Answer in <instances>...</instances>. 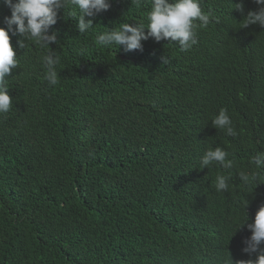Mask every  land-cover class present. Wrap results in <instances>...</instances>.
Returning <instances> with one entry per match:
<instances>
[{
  "label": "trees",
  "instance_id": "obj_1",
  "mask_svg": "<svg viewBox=\"0 0 264 264\" xmlns=\"http://www.w3.org/2000/svg\"><path fill=\"white\" fill-rule=\"evenodd\" d=\"M240 2L243 13L233 8ZM109 3L85 17L93 29L83 34L69 9L59 10L49 30L58 39L55 86L42 79L46 50L9 31L19 65L6 76L12 108L0 114V264L254 260L243 249L264 205V165L249 163L264 150V27L240 21L258 5L201 0L211 22L182 52L151 37L142 50L96 44L123 22L147 26L150 0ZM10 15L0 0V27L8 30ZM221 107L235 137L212 125ZM216 146L233 169L200 168ZM218 172H231L226 192L214 187Z\"/></svg>",
  "mask_w": 264,
  "mask_h": 264
},
{
  "label": "clouds",
  "instance_id": "obj_2",
  "mask_svg": "<svg viewBox=\"0 0 264 264\" xmlns=\"http://www.w3.org/2000/svg\"><path fill=\"white\" fill-rule=\"evenodd\" d=\"M11 9L10 17H5L8 30L0 27V114L8 113L12 108V98L9 95V82L6 79L12 69L19 65V59L10 43L9 31L13 30L21 34L28 42L34 43L46 53L40 56V62L46 70L43 80L50 86L58 83L57 65L59 56L50 48L51 44H58L56 32H51L50 27L57 22L58 12L61 8L69 9L68 16L77 19V28L81 34L93 29L92 19L110 7L109 0H2ZM258 5L255 11L249 10L240 24V27L259 24L264 27V0H254ZM137 8H140L145 0H132ZM235 9L241 13L244 11L242 2L233 3ZM212 14L205 13L201 8V0H150V7L147 12V26L139 22L137 25L123 22L119 27L100 32L96 35L95 43L101 46L122 45L126 51L142 50V41L150 37L156 41L161 39L175 41L179 50L189 51L198 43L196 29L207 27L211 22ZM148 29L147 33L144 31ZM21 48L25 47L24 41H19ZM164 64L168 58H162ZM212 125L217 129H223L229 136L235 137L237 132L233 126L232 119L227 108L221 107L218 114L212 117ZM229 153L221 146L208 148L201 156L200 168L218 164L224 170L234 168V159H229ZM249 163L256 169L264 165V150L257 151L251 156ZM242 182L247 184L250 175L246 171H239ZM255 179V172L252 173ZM232 179L231 172L225 174L218 172L215 176L214 187L217 192L229 190V181ZM247 204V203H246ZM244 205V207L246 206ZM248 217L236 228L239 229L247 221ZM251 230L250 238L245 240L244 252L256 253V258L238 260L235 264H264V205L258 209L254 222L247 225ZM235 230V231H236ZM225 264H233L230 253Z\"/></svg>",
  "mask_w": 264,
  "mask_h": 264
}]
</instances>
